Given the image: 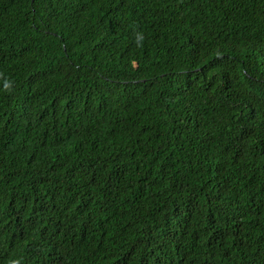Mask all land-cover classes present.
I'll return each instance as SVG.
<instances>
[{
  "label": "trees",
  "instance_id": "16d2710c",
  "mask_svg": "<svg viewBox=\"0 0 264 264\" xmlns=\"http://www.w3.org/2000/svg\"><path fill=\"white\" fill-rule=\"evenodd\" d=\"M0 264H264V0H0Z\"/></svg>",
  "mask_w": 264,
  "mask_h": 264
},
{
  "label": "clouds",
  "instance_id": "9594fccd",
  "mask_svg": "<svg viewBox=\"0 0 264 264\" xmlns=\"http://www.w3.org/2000/svg\"><path fill=\"white\" fill-rule=\"evenodd\" d=\"M143 37H141V39H142Z\"/></svg>",
  "mask_w": 264,
  "mask_h": 264
}]
</instances>
